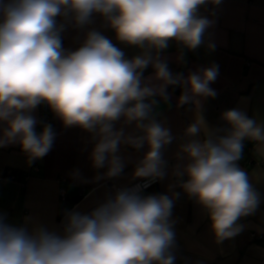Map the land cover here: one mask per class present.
<instances>
[{"label": "clouds", "instance_id": "clouds-1", "mask_svg": "<svg viewBox=\"0 0 264 264\" xmlns=\"http://www.w3.org/2000/svg\"><path fill=\"white\" fill-rule=\"evenodd\" d=\"M208 3L219 5L221 0H0V148L18 144L29 164L47 155L56 134L50 124L39 133L35 130L38 121L32 112L41 103L66 127L92 134V166L106 167L107 177L123 172L125 164L117 154L121 144L148 147L132 173L148 183L118 190L88 214L66 210L62 232L30 217L24 226H14L0 212V264H174L170 217L179 193L141 195L142 188L166 175L162 150L174 137L154 110L160 100H169V86L182 88L177 107L196 105L185 135L204 137L181 145L180 156L188 163L174 171L187 177L179 187L206 211L218 242L242 231L238 221L254 214L260 195L237 162L246 139L264 154V122L233 108L221 114L229 129L210 128L200 105L201 98L217 95L210 85L219 75L218 65L185 77L173 74L160 56L170 41L188 50L205 44L214 21L199 9ZM94 14L104 18L120 42L136 46L141 54L125 58L95 30L77 50L64 49L65 24L56 18L79 28L90 24ZM206 47L213 51L215 44ZM149 66L154 72L145 78ZM122 118L140 134L116 129Z\"/></svg>", "mask_w": 264, "mask_h": 264}, {"label": "crops", "instance_id": "crops-1", "mask_svg": "<svg viewBox=\"0 0 264 264\" xmlns=\"http://www.w3.org/2000/svg\"><path fill=\"white\" fill-rule=\"evenodd\" d=\"M199 14L214 21L205 33V44L188 50L178 42L170 41L168 48L160 52L161 58L166 60L173 74L182 73L185 77L200 68L218 65L219 75L210 85L217 95L215 98H201L200 105V112L210 128L229 129L230 125L221 119V114L233 108L264 122V0H221L219 5H202ZM56 20L58 24H65L62 35L66 50H77L86 34L95 30L123 51L125 58L132 59L141 54L142 50L136 46L120 42L115 31L99 14L93 15L90 24L79 28L63 17ZM208 42L215 44L213 51L206 47ZM149 67L150 72L143 74L145 78L153 75L154 70ZM167 92L169 100L164 102L156 97L160 103L154 110L156 119L169 128L174 137L162 150L166 175L160 179L157 188L141 195L179 193L170 217L175 232L174 264H264V239L256 241L252 237V233L264 235V154L255 142L246 139L253 144L249 157L251 163L249 160L237 163L248 173L250 183L260 195V204L254 214L240 218L238 223L243 225L242 231L218 242L206 211L179 187L187 177L174 175L175 170L188 163L186 157L180 156L181 145L189 139L204 138L203 134L193 138L185 135V129L194 122L196 105L189 103L177 107L181 87L176 91L169 86ZM41 105L32 112L38 121L37 133L43 129ZM53 115L56 135L51 150L43 158L29 164L18 144L0 148V212L7 214V222L11 225L24 226L25 218L30 217L33 223L62 232L66 210L75 209L88 214L115 195L107 183L126 186L143 179L133 178L132 173L148 151L147 145L133 149L121 144L117 154L125 166L119 176L110 178L105 176L106 167L97 169L92 166L90 154L95 143L92 134L78 126L66 127L54 112ZM115 128H123L125 135L140 134L134 123L125 124L123 118L115 123ZM77 171L79 177H74ZM61 187L68 193L65 201L59 196ZM28 226L31 227V223Z\"/></svg>", "mask_w": 264, "mask_h": 264}, {"label": "built area", "instance_id": "built-area-1", "mask_svg": "<svg viewBox=\"0 0 264 264\" xmlns=\"http://www.w3.org/2000/svg\"><path fill=\"white\" fill-rule=\"evenodd\" d=\"M61 36H62V42H63L62 33H61ZM173 89L176 90V91H179V87L178 86H173ZM40 123H41L42 127L45 124H50L52 126L53 130H55L53 112L50 109V107L47 104H45V103H42V105H41V109H40ZM244 150H245V144H244V147H243L242 158L244 157ZM249 163H251V160H249ZM145 183H148V181L146 179H141L139 181H136V182L131 183V184L126 185V186H116V185H112L110 183H107L106 186L111 188V189H113L114 192L116 193L120 189L132 188V187H134L136 185H144ZM159 183H160V179H157L154 182L149 183L148 187L142 188L141 194L145 193V192H148V191H150V190H152L154 188H157L159 186ZM59 196H60V199L62 201L67 200L68 193L66 192L65 188H63V187L60 188ZM252 237L256 241H262L264 239V235L258 234V233H252Z\"/></svg>", "mask_w": 264, "mask_h": 264}, {"label": "trees", "instance_id": "trees-1", "mask_svg": "<svg viewBox=\"0 0 264 264\" xmlns=\"http://www.w3.org/2000/svg\"><path fill=\"white\" fill-rule=\"evenodd\" d=\"M150 70H151L150 67L146 68L144 70V73L143 74L149 73ZM243 143L245 144V150H244V157L241 158V161H245V162L247 161L248 162L249 157H250V151L252 149L253 144H251L249 141H246V140Z\"/></svg>", "mask_w": 264, "mask_h": 264}]
</instances>
